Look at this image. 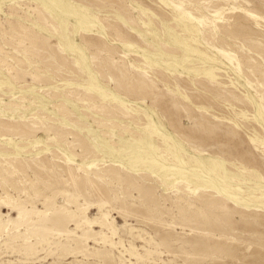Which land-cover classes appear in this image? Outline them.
Returning <instances> with one entry per match:
<instances>
[{"label":"rangeland","instance_id":"obj_1","mask_svg":"<svg viewBox=\"0 0 264 264\" xmlns=\"http://www.w3.org/2000/svg\"><path fill=\"white\" fill-rule=\"evenodd\" d=\"M0 264H264V0H0Z\"/></svg>","mask_w":264,"mask_h":264},{"label":"bare ground","instance_id":"obj_2","mask_svg":"<svg viewBox=\"0 0 264 264\" xmlns=\"http://www.w3.org/2000/svg\"><path fill=\"white\" fill-rule=\"evenodd\" d=\"M100 206V205H99ZM101 207H99L98 209H100ZM102 210V209H101ZM93 223V222H92ZM95 225V224H94Z\"/></svg>","mask_w":264,"mask_h":264}]
</instances>
